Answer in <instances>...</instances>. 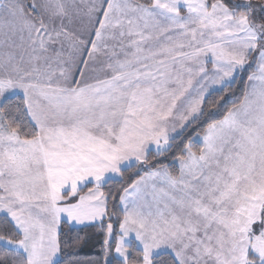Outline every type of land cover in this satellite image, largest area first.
Listing matches in <instances>:
<instances>
[{"label": "snow or ice", "instance_id": "obj_1", "mask_svg": "<svg viewBox=\"0 0 264 264\" xmlns=\"http://www.w3.org/2000/svg\"><path fill=\"white\" fill-rule=\"evenodd\" d=\"M117 200L115 264H264V3L0 0V264H60Z\"/></svg>", "mask_w": 264, "mask_h": 264}, {"label": "trees", "instance_id": "obj_2", "mask_svg": "<svg viewBox=\"0 0 264 264\" xmlns=\"http://www.w3.org/2000/svg\"><path fill=\"white\" fill-rule=\"evenodd\" d=\"M226 3H229V0H225ZM234 2V0H233ZM27 3V2H25ZM231 6V3H230ZM247 75L244 74L242 77H238L235 80V83H232L227 86L226 92L232 93V96L229 97L225 95L224 98L228 101L227 106L231 107L232 103H238L240 98V91L243 86H245ZM220 93L218 91L212 92V95L209 97L211 102H214L219 99ZM202 133V127L197 124H192L186 130H184L180 135L175 137V140L171 141L174 145L179 146L181 143H187L189 139L196 136L197 134ZM178 147H174L170 152L166 153V159L161 157L160 165H168L174 155H179ZM135 171V169H132ZM127 175V173H125ZM121 181L109 180L107 184L102 186L101 190L107 195L112 192L115 193L116 190L120 187ZM92 186H86L82 189L84 190L91 188ZM123 219V213L121 211V206L119 201H109L108 204V213L99 224H91L82 227H71L66 222H61V247L62 252L60 256V264H106L107 261L114 262V249L115 243L118 241L120 235V223ZM111 223L113 227L112 235L109 237L107 235V225ZM4 228V222L0 218V229ZM108 239V254L107 258L105 256V244L104 240ZM130 252L134 249L130 248Z\"/></svg>", "mask_w": 264, "mask_h": 264}, {"label": "rangeland", "instance_id": "obj_3", "mask_svg": "<svg viewBox=\"0 0 264 264\" xmlns=\"http://www.w3.org/2000/svg\"><path fill=\"white\" fill-rule=\"evenodd\" d=\"M25 2H27V3H25ZM250 2L254 5V6H257V5H259V4H261V3H264V0H250ZM24 3L25 4H28L29 3V0H24ZM234 3H237V4H239V3H242V0H234ZM240 10H245V9H243V8H241ZM250 59H251V57H250ZM256 71V68H255V65H252L251 67H248V68H246V70L245 71H243L242 73H240L239 75H237L236 76V79L238 78V77H242L244 74H248V75H251L253 72H255ZM247 75V76H248ZM235 79V80H236ZM247 83H248V81L246 80V83H245V85H247ZM230 85V84H229ZM214 87H219V86H214ZM210 91H212L211 89H210ZM212 92H214V91H212ZM188 128V127H187ZM186 128V129H187ZM186 129H184V130H186ZM184 130H181V128H180V126L179 125H177L176 126V128H175V130L171 133V135L172 136H178V135H180ZM178 134V135H177ZM200 135H202V133L200 134ZM111 180H117V179H111ZM105 218V217H104ZM103 218V219H104ZM103 219L101 220V222L103 221ZM101 222H99V223H101ZM99 223H95V224H99ZM120 236V235H119ZM114 254H115V251H114Z\"/></svg>", "mask_w": 264, "mask_h": 264}, {"label": "crops", "instance_id": "obj_4", "mask_svg": "<svg viewBox=\"0 0 264 264\" xmlns=\"http://www.w3.org/2000/svg\"><path fill=\"white\" fill-rule=\"evenodd\" d=\"M92 73L89 71V70H85V75L86 76H89V75H91ZM111 180V179H110ZM92 186L91 188H93L94 187V184H92V183H89V184H87L86 186ZM85 186V187H86ZM84 187V188H85ZM89 189V188H88ZM88 189H86V190H84L83 192H81L80 194H84V193H86L87 191H88ZM74 202V201H73ZM62 221H64V220H62ZM61 221V222H62ZM64 222H66V221H64ZM99 222H101V220H97V221H91V222H85V223H83V224H77V223H69V222H66L69 226H71V227H82V226H86V225H91V224H95V223H99ZM121 234V233H120Z\"/></svg>", "mask_w": 264, "mask_h": 264}]
</instances>
